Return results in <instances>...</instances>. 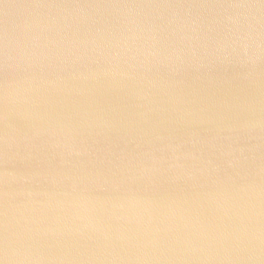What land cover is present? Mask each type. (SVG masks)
Here are the masks:
<instances>
[{
    "label": "water",
    "instance_id": "1",
    "mask_svg": "<svg viewBox=\"0 0 264 264\" xmlns=\"http://www.w3.org/2000/svg\"><path fill=\"white\" fill-rule=\"evenodd\" d=\"M3 264H264V0H0Z\"/></svg>",
    "mask_w": 264,
    "mask_h": 264
},
{
    "label": "snow or ice",
    "instance_id": "2",
    "mask_svg": "<svg viewBox=\"0 0 264 264\" xmlns=\"http://www.w3.org/2000/svg\"><path fill=\"white\" fill-rule=\"evenodd\" d=\"M0 264H3V261L2 260H0Z\"/></svg>",
    "mask_w": 264,
    "mask_h": 264
}]
</instances>
